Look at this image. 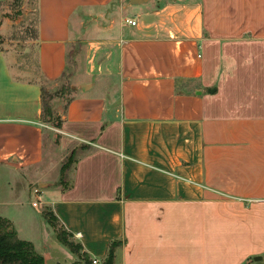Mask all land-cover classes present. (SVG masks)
Returning <instances> with one entry per match:
<instances>
[{
    "label": "crops",
    "instance_id": "1",
    "mask_svg": "<svg viewBox=\"0 0 264 264\" xmlns=\"http://www.w3.org/2000/svg\"><path fill=\"white\" fill-rule=\"evenodd\" d=\"M37 18L45 83L63 78L76 46L90 60L58 128L61 154L75 153L63 186L44 85L15 77L0 46L11 232L45 264H84L57 240L50 208L91 262L122 241L117 264H264L253 261L264 256V0H37Z\"/></svg>",
    "mask_w": 264,
    "mask_h": 264
},
{
    "label": "rangeland",
    "instance_id": "2",
    "mask_svg": "<svg viewBox=\"0 0 264 264\" xmlns=\"http://www.w3.org/2000/svg\"><path fill=\"white\" fill-rule=\"evenodd\" d=\"M36 23L37 0H0L1 47L9 57V62L15 77L23 80L38 81L45 86L47 100L53 112L52 118L44 122L47 130V140L57 150L56 162L65 165L70 155L68 157L67 153L61 154L59 151L60 130L57 125L62 123L66 108L72 97H74L72 88L75 85V81L73 76L81 70V67L79 70L77 65L88 64L90 58L87 56L83 45L76 46L70 51L69 69L65 76L55 84L45 83L41 79L37 67L38 45L34 39ZM49 144L47 147H50ZM87 146L77 144V146H73L72 152L84 150ZM57 174L59 175V172ZM55 176L56 173L51 175L52 178H55ZM10 209V213L14 214V210L12 208ZM35 209L36 212L40 210V208ZM23 211L26 213V209Z\"/></svg>",
    "mask_w": 264,
    "mask_h": 264
},
{
    "label": "trees",
    "instance_id": "3",
    "mask_svg": "<svg viewBox=\"0 0 264 264\" xmlns=\"http://www.w3.org/2000/svg\"><path fill=\"white\" fill-rule=\"evenodd\" d=\"M38 18L35 29L34 39H38ZM1 46V43H0ZM65 76V75H64ZM63 76V77H64ZM42 100H43V113L42 120L47 122V119L52 118V107L47 100L46 89L42 87ZM71 101V100H70ZM70 103V102H69ZM62 123L57 125L60 128ZM75 153L73 152L68 162L62 167V179L61 184L66 185L65 176L67 171L74 163ZM44 218L47 223L54 229L57 240L67 248H69L74 254H76L84 264H92L88 256L83 253V247L81 244H77L73 240V235L69 233L64 226L60 223L54 212L47 208L44 213ZM11 223L5 219H0V264H45V260L40 256L32 243L19 240L16 234L12 231ZM122 241L113 242L108 251V255L103 264H117L116 253L119 248L123 246ZM79 264V263H76Z\"/></svg>",
    "mask_w": 264,
    "mask_h": 264
},
{
    "label": "built area",
    "instance_id": "4",
    "mask_svg": "<svg viewBox=\"0 0 264 264\" xmlns=\"http://www.w3.org/2000/svg\"><path fill=\"white\" fill-rule=\"evenodd\" d=\"M127 23L132 25V26H136L137 25V21L135 19H133V18L127 19ZM36 193L38 194L39 190H36ZM34 205L37 206L38 204L35 203ZM78 237H80V235H78ZM92 264H103V263H101L99 260L94 259V260H92Z\"/></svg>",
    "mask_w": 264,
    "mask_h": 264
},
{
    "label": "water",
    "instance_id": "5",
    "mask_svg": "<svg viewBox=\"0 0 264 264\" xmlns=\"http://www.w3.org/2000/svg\"><path fill=\"white\" fill-rule=\"evenodd\" d=\"M139 2V0H132V3L133 4H137ZM11 232V231H10ZM253 261L254 262H261V261H264V256H259V257H254L253 258Z\"/></svg>",
    "mask_w": 264,
    "mask_h": 264
}]
</instances>
